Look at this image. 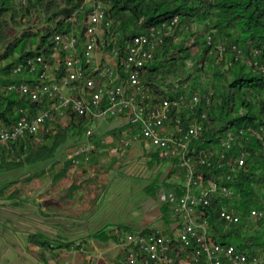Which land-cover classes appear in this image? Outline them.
I'll list each match as a JSON object with an SVG mask.
<instances>
[{"label":"built area","instance_id":"obj_1","mask_svg":"<svg viewBox=\"0 0 264 264\" xmlns=\"http://www.w3.org/2000/svg\"><path fill=\"white\" fill-rule=\"evenodd\" d=\"M65 22L64 32L53 37V53L26 57L11 74L0 75V155L6 151L13 156L16 147L26 149L27 141L56 134L65 118H87L90 124L84 138L66 150L67 161L74 167L87 168L95 157L121 156L141 146L169 160L167 179L173 172L172 189L162 188L157 195L160 206L169 210L167 215L161 210L157 218L162 227L154 223L136 231L112 230L114 248L123 254L124 264H264V240L253 250L242 248L238 241L218 242L207 211L219 203L223 231L243 227L247 238L264 225V198L247 212L222 204L242 200L231 184L245 166L246 154L235 159L229 154L245 131L229 132L213 149L200 148L197 144L212 109V92L188 91L152 105L150 87L143 80L144 69L179 18L134 37L125 46L105 0H83ZM217 50L221 55L227 52L224 45ZM231 53L235 61L245 58L238 47ZM253 65L264 73V64L256 60ZM21 99L26 105H12ZM101 122L111 123L110 130L125 125L138 130L117 139L102 138L97 133ZM254 135L264 145L263 135ZM226 162L230 169L222 172ZM78 252L76 248L69 251L71 255Z\"/></svg>","mask_w":264,"mask_h":264},{"label":"trees","instance_id":"obj_2","mask_svg":"<svg viewBox=\"0 0 264 264\" xmlns=\"http://www.w3.org/2000/svg\"><path fill=\"white\" fill-rule=\"evenodd\" d=\"M82 3L83 0H0V75L11 74L13 68L26 57H48L53 53V37L64 32L66 19ZM105 5L124 46L134 37L169 24L174 17L179 18L177 27L166 36V41L144 69L143 80L150 87L152 105L188 91H211L212 109L204 136L197 146L213 149L229 132L245 131L229 154L234 159L242 152L246 154V164L231 184L241 194L242 200L222 204L239 207L245 212L256 207L264 198V145L254 135L260 132L264 137V73L253 63L257 60L264 64V0H105ZM199 28L202 30L199 31ZM183 35L185 38L176 43L177 38ZM206 36L211 38L210 43ZM217 43L225 45L228 53L233 47L240 48L251 65L242 64L241 60L235 61L234 55L229 61L232 62L231 66L227 61L217 62L212 58L219 45ZM254 52H258L257 58H254ZM206 64H211L213 71L206 72ZM15 104L26 105L23 99L13 101L12 105ZM89 122L83 117L65 118L60 121L56 134L51 132L39 136L38 139L42 141L36 138L27 141L26 149L22 145L16 147L13 156L3 151L0 155V172L54 160L63 145L84 138ZM132 130L138 128L125 125L101 137L117 139ZM146 157L149 163H169L167 158L160 157L159 152H151ZM98 158L95 157L89 165L95 173L102 169ZM171 164L176 170L175 162ZM225 164L222 172L230 169L228 162ZM72 167V162L66 160L56 177H68ZM82 173L87 174V171L83 170ZM171 174L159 188L172 189L169 182ZM80 185L72 184L71 187ZM148 191H151L150 188ZM177 193L180 195L181 191ZM219 207L220 204L214 202L213 207L207 210L218 242L238 241L236 244L250 250L263 244L264 225L248 238L243 233V227L224 232L218 219ZM162 211L167 215L169 210L162 207ZM115 227L134 231L125 225H107L94 233L91 239L102 244L114 243L112 230ZM28 243L42 249L54 246L53 241L44 234L29 236ZM82 245L61 243L59 248L69 251L74 246L79 251Z\"/></svg>","mask_w":264,"mask_h":264},{"label":"rangeland","instance_id":"obj_3","mask_svg":"<svg viewBox=\"0 0 264 264\" xmlns=\"http://www.w3.org/2000/svg\"><path fill=\"white\" fill-rule=\"evenodd\" d=\"M202 28H199L201 31ZM207 37V36H206ZM185 36L177 38L176 43ZM208 38V37H207ZM203 42V41H201ZM216 47L223 44L217 43ZM225 46V45H224ZM217 62H229L232 53L221 55L218 50L212 53ZM249 66L248 57L241 60ZM211 64L205 65L206 72L213 71ZM109 122L99 124V135L110 131ZM72 140L63 145L54 160L24 165L15 170L0 172V237L2 239L6 219L15 221L40 219L42 203L37 202L39 194L44 193V201L52 198L61 200V208L49 213L59 214L62 231L68 229L71 237H79L99 231L108 226L130 225L132 227L147 226L157 219L160 204L157 195L162 180L166 176L170 164L162 162L149 163L145 148L136 146L121 156L106 154L99 157L102 169L95 173L91 166L87 168L72 167L68 177L59 179L60 172L67 160L66 150ZM148 150V147L146 148ZM153 151V150H152ZM101 162V163H100ZM83 170L87 174L82 173ZM74 171L81 175L76 176ZM87 181L81 186L82 182ZM76 184L80 187H71ZM150 188L151 191H148ZM14 194V195H13ZM16 202L18 206H8ZM22 212L24 213L22 217ZM0 238V239H1ZM4 244H1L3 249ZM0 249V252L1 250Z\"/></svg>","mask_w":264,"mask_h":264},{"label":"crops","instance_id":"obj_4","mask_svg":"<svg viewBox=\"0 0 264 264\" xmlns=\"http://www.w3.org/2000/svg\"><path fill=\"white\" fill-rule=\"evenodd\" d=\"M117 123V122H115ZM144 149V147H142ZM146 150V149H145ZM152 152V151H151ZM150 152V153H151ZM148 150H146L145 155H149ZM99 160V159H98ZM101 163V162H100ZM165 178L167 179L168 171H166ZM74 175L79 176L81 173L79 171H74ZM162 180V183L165 181ZM44 193H41L37 197V202L42 203L40 213V219L37 221H29L28 219H20V221L12 220L11 218L6 219V225L3 230V238L0 239V249L1 244H4L3 249L0 252V264H122L123 254L114 248L113 243L109 242L107 244H102L95 242L91 239V236L96 233H86V235H81L79 237H71L70 231L65 229L62 231L60 215L55 213H49L51 210L61 208V200L59 198H52L50 201H44ZM10 207L18 206L16 202L10 204ZM162 210L159 207L158 216ZM57 211V210H56ZM24 213L22 212V217ZM158 218V217H157ZM147 224L151 226L156 223V226L162 227L161 222H156L157 219ZM116 226V225H115ZM129 226L134 231L140 230L147 226L142 227H132ZM34 234H44L50 240L53 241V248L42 249L39 246H30L28 243V238ZM82 243V248L80 252L75 255H71L69 250L59 248L60 244L66 243Z\"/></svg>","mask_w":264,"mask_h":264}]
</instances>
